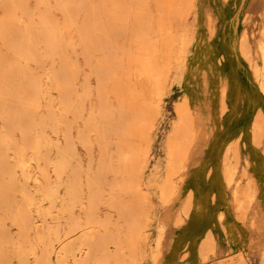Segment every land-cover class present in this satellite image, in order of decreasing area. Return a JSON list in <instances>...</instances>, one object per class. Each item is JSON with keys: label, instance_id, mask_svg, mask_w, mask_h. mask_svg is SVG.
I'll return each instance as SVG.
<instances>
[{"label": "rangeland", "instance_id": "rangeland-1", "mask_svg": "<svg viewBox=\"0 0 264 264\" xmlns=\"http://www.w3.org/2000/svg\"><path fill=\"white\" fill-rule=\"evenodd\" d=\"M263 17L264 0H0V264H264ZM187 95L206 132L188 157Z\"/></svg>", "mask_w": 264, "mask_h": 264}, {"label": "bare ground", "instance_id": "bare-ground-1", "mask_svg": "<svg viewBox=\"0 0 264 264\" xmlns=\"http://www.w3.org/2000/svg\"><path fill=\"white\" fill-rule=\"evenodd\" d=\"M221 1V0H220ZM194 5H195V3H194ZM210 8V7H209ZM208 9V8H207ZM221 9H222V7H221ZM205 10V9H204ZM210 11V10H209ZM215 13V12H214ZM218 13V12H217ZM230 13V12H229ZM239 13V12H238ZM235 14V13H234ZM249 14V13H248ZM204 15V14H203ZM219 15V14H218ZM263 15V14H262ZM201 16V15H200ZM199 17V16H198ZM203 17V16H202ZM221 17H223V16H221ZM248 17H249V15H248ZM252 17V16H251ZM264 18V17H263ZM262 18V19H263ZM263 21V20H262ZM230 23V22H229ZM212 24V23H211ZM210 25V24H209ZM213 25V24H212ZM244 26V25H243ZM262 26V25H261ZM205 27V26H204ZM243 28V27H242ZM230 29V28H229ZM201 30V29H200ZM204 30V29H203ZM221 30V29H220ZM207 31V30H206ZM201 33V32H200ZM205 33V32H204ZM206 34V33H205ZM213 34V33H212ZM215 35H217V34H215ZM241 35V34H240ZM243 36H242V43H243V41H245V43L247 42V43H249L248 41H247V34L246 33H243L242 34ZM200 36V35H199ZM205 36V35H204ZM220 37H221V35H220ZM217 38V37H216ZM234 38V37H233ZM193 39V38H192ZM222 39V38H221ZM193 41V40H192ZM192 41L190 42L189 41V39L187 38V39H184L183 41H182V46H181V50H179L178 52H179V54H178V56H176V58H177V60L176 59H174V61H175V63L178 61V59H179V61L181 60V58L180 57H182V55H183V53L185 52V50L191 45V43H192ZM198 41V40H197ZM219 41V40H218ZM231 41V40H230ZM220 42V41H219ZM233 42V41H232ZM252 42V41H251ZM206 43V42H205ZM229 43V42H228ZM215 44V43H214ZM217 44V43H216ZM229 45V44H228ZM243 45H244V43H243ZM248 45V44H247ZM219 46H220V44H219ZM198 47V46H197ZM203 47V46H202ZM217 47V46H216ZM232 47V46H231ZM242 47V46H241ZM197 49V48H196ZM202 49V48H201ZM205 47H204V51H205ZM217 49V48H216ZM199 50H200V48H199ZM241 50H242V48H241ZM223 51H226L225 49L223 50ZM201 52V51H200ZM233 52V51H232ZM236 53V52H235ZM242 53H243V56L247 59V60H249L251 63H253V61H254V59H252V54L251 53H247L245 50H244V48H243V50H242ZM260 53H261V58H262V61H263V65H261V67H259V65L257 64V63H253V67H254V70H255V73H256V75H258V76H260L261 78H262V82L260 83L261 84V86H262V88H263V90H264V43L262 42V44L260 45ZM176 54V55H177ZM180 55V56H179ZM196 55V54H195ZM199 55V54H198ZM225 55V54H224ZM231 55V54H230ZM229 56V55H228ZM239 56V55H238ZM226 57V56H225ZM237 57V56H236ZM175 58V57H174ZM229 58V57H228ZM202 59V58H201ZM204 59V58H203ZM150 60V59H149ZM229 61V60H228ZM243 62V61H242ZM245 62V61H244ZM197 63H199V62H196V61H193L192 60V62L190 63V71H189V73H192V74H195V73H197L198 72V70L200 69L199 68V66H198V64ZM189 64V63H188ZM244 64H246V63H244ZM147 66V68H149L148 66H150V63H149V65L147 64L146 65ZM152 66H150V68H151ZM155 68V67H154ZM153 67L151 68L152 70L154 69ZM175 68V67H174ZM150 70V69H149ZM249 70V69H248ZM202 71V70H201ZM146 72V71H145ZM151 70H150V76H154V74H151ZM155 72V71H154ZM171 72V71H170ZM149 73V72H148ZM156 73V72H155ZM164 70H162V71H159V75H160V77H159V79H158V82L156 83L157 84V87H162V85H164V84H166V78H167V75L166 76H164ZM255 73H254V75H255ZM252 75V74H251ZM200 76V75H199ZM165 77V79H163ZM189 77V76H188ZM151 78V77H150ZM202 78V77H201ZM253 78V77H252ZM256 78V77H255ZM168 79V78H167ZM200 80V79H199ZM214 82H215V80H214ZM252 82H254V81H252ZM164 83V84H163ZM168 83V82H167ZM259 84V85H260ZM213 86V85H212ZM260 86V87H261ZM233 87V86H232ZM163 88V87H162ZM213 88V87H212ZM257 88V87H256ZM165 89V88H164ZM159 90H161L160 88H159ZM132 91V90H131ZM255 91V90H254ZM262 91V90H261ZM155 92V91H154ZM157 92V91H156ZM130 93V92H129ZM158 93V92H157ZM157 93H156V95H157ZM214 93V92H213ZM158 94H160V93H158ZM135 95V94H134ZM164 95V94H163ZM227 95H228V90H226V89H222V102H221V105H222V110H224L223 108H224V104L225 103H227V101H226V97H227ZM131 96H133V95H131ZM202 97V96H201ZM157 98V97H156ZM159 99V98H158ZM200 102V101H199ZM220 103V102H219ZM201 104H202V102H201ZM204 105V104H203ZM182 106V107H181ZM220 106V105H219ZM187 108L189 111H191V113H193L194 114V116L193 117H195V120H194V123H193V128H192V132H190V133H192L191 135H193V137H192V141H191V145H190V147H188V149L186 150V151H188V154H187V157H188V155H189V152H190V150H191V148L193 147V145H194V143H195V141H196V139H197V136H199L200 135V133L199 132H201V135H205V130L203 129L202 131H200V130H198V128H197V111H196V109L193 107V105H192V101H191V98H190V96L189 95H187V96H185V98L179 103V105L177 106V113H178V115L179 116H181L180 114L182 113V112H180L181 110H180V108ZM160 108V107H159ZM184 108V109H185ZM186 109V110H187ZM214 109V108H213ZM183 111V110H182ZM264 111V110H263ZM185 112V111H184ZM186 113V112H185ZM184 113V114H185ZM149 115V114H148ZM142 116V115H141ZM182 116L184 117V115L182 114ZM192 116V115H191ZM183 117H182V120H180V122H182L183 121ZM203 117V116H202ZM218 117V116H217ZM264 117V116H263ZM143 118V117H142ZM147 118V117H146ZM192 118V117H191ZM256 118V117H255ZM132 119H133V117H132ZM201 119H203V118H201ZM208 119V118H207ZM218 119V118H217ZM263 119V118H262ZM134 120V119H133ZM142 120V119H141ZM152 120V119H151ZM193 120V119H192ZM264 120V119H263ZM135 121H137L136 120V118H135ZM144 121V120H143ZM148 121V120H147ZM213 121V120H212ZM141 121H139V123H140ZM153 122V121H152ZM174 122V121H173ZM202 122V121H201ZM214 122H216L215 120H214ZM213 122V123H214ZM220 122V121H219ZM203 123H205V122H203ZM142 124H145V126H146V124H148V123H142ZM209 124V123H208ZM215 124V123H214ZM213 124V125H214ZM149 125V124H148ZM200 125V124H199ZM198 125V126H199ZM211 125H212V122H211ZM251 125V124H250ZM151 126V125H150ZM192 126V125H191ZM203 126V128H204V125H202ZM217 126V125H216ZM213 127V126H212ZM215 127V126H214ZM218 128H219V126H218ZM217 128V129H218ZM230 128V127H229ZM228 129V128H227ZM176 130H177V128H176ZM191 130V129H190ZM211 130V126H210V124H209V126H207L206 127V131H210ZM249 130V129H248ZM199 131V132H198ZM215 131V130H214ZM229 131H230V129H229ZM247 131V130H246ZM211 132V131H210ZM209 132V133H210ZM216 132V131H215ZM214 132V133H215ZM232 132V131H231ZM177 133H178V130H177ZM225 133V132H224ZM216 134H218V133H216ZM233 134H235V133H233ZM262 134V133H261ZM220 136V135H219ZM208 137V136H207ZM217 137V136H216ZM233 137V136H232ZM202 138V137H201ZM219 138V137H218ZM260 138V137H259ZM206 139V138H205ZM209 139V138H208ZM224 139V138H223ZM229 139V138H228ZM227 139V140H228ZM262 139V138H261ZM177 140V139H176ZM175 140V141H176ZM217 140V138L215 139V141ZM246 140V139H245ZM260 140V139H259ZM174 141V142H175ZM215 141H214V143H215ZM226 141V140H225ZM216 142H218V141H216ZM227 142V141H226ZM230 142V141H229ZM177 143V142H176ZM179 143H180V141H179ZM150 144V143H149ZM222 144V143H221ZM249 143H247V145H248ZM172 145H173V143H172ZM215 145V144H214ZM178 146H179V144H178ZM212 146V145H211ZM221 146V145H220ZM231 146V145H230ZM235 146H237V145H235ZM235 146L233 147V154L234 155H236L235 153V151H236V149L237 148H235ZM238 146H239V144H238ZM237 146V147H238ZM172 147V146H171ZM169 148V155H170V161H168L169 163L168 164H170V165H174L175 164V160H174V158H173V155H174V153H173V148ZM173 147H174V145H173ZM176 147V146H175ZM180 147H181V144H180ZM179 147V148H180ZM208 147V146H207ZM248 147V146H247ZM178 148V147H177ZM209 148V147H208ZM212 148V147H211ZM219 148V147H218ZM149 149V148H148ZM202 149V148H201ZM205 150H206V148H204ZM146 150H147V148H146ZM179 150V149H178ZM237 150H239V149H237ZM251 150V149H250ZM220 151V150H219ZM247 152V151H246ZM199 153V152H198ZM215 153H217V152H215ZM228 153V152H227ZM229 153H230V151H229ZM248 153H249V151H248ZM219 154H221V152L220 153H218V155ZM231 154H232V152H231ZM239 154V153H238ZM204 155V154H203ZM229 155V154H228ZM250 156V155H249ZM187 157L181 162V167H180V169H182L184 166H185V161H186V159H187ZM258 157V156H257ZM192 158V157H191ZM212 158V157H211ZM220 158V157H219ZM222 158V157H221ZM232 158H233V156H232ZM199 159V158H198ZM235 159V158H234ZM220 160V159H219ZM253 160V159H252ZM254 161V160H253ZM221 162V161H220ZM242 162V161H241ZM210 163V162H209ZM208 163V164H209ZM231 163V162H230ZM237 163V162H236ZM260 163V162H259ZM24 164V163H23ZM191 164V163H190ZM199 164V163H198ZM232 164V163H231ZM230 164V165H231ZM234 164V163H233ZM257 164V163H256ZM200 165V164H199ZM198 165V166H199ZM218 165V164H217ZM219 165H221V163L219 164ZM219 165L218 166H216V167H219ZM226 165V164H225ZM229 165V164H228ZM235 165V164H234ZM261 165V164H260ZM205 166H206V163H205ZM208 166V165H207ZM262 166V165H261ZM203 167V166H202ZM232 167V166H231ZM241 167V166H240ZM256 167V166H255ZM187 168V167H186ZM207 168V167H206ZM213 168V167H212ZM238 168V167H237ZM180 169L178 170L179 172H181L180 171ZM196 169V168H195ZM189 170H191V169H189ZM194 170V169H193ZM216 170V169H215ZM228 170V169H227ZM230 170V169H229ZM177 171V173H179ZM187 171V170H186ZM206 171V170H205ZM219 171V170H218ZM252 171H253V169H252ZM210 172V171H209ZM221 172V171H220ZM263 172V171H262ZM175 171H173L172 172V175L174 174L175 175ZM196 173V172H195ZM198 173V172H197ZM207 173V172H206ZM234 173H236V171H234ZM187 174V173H186ZM199 174V173H198ZM209 174V173H208ZM219 174V173H218ZM218 174L216 175V176H218ZM242 174H244V173H242ZM173 175V176H174ZM227 175V174H226ZM258 175V174H257ZM195 176V175H194ZM205 176V175H204ZM207 176V175H206ZM161 177V176H160ZM203 177V176H202ZM219 177H220V175H219ZM218 177V178H219ZM224 177V176H223ZM225 177H227V179H226V181H228V182H231L232 181V178L229 176V175H227V176H225ZM256 177V176H255ZM261 177V176H260ZM172 176H171V178H167V179H170L171 180V193H170V195L169 196H172V195H174L175 193H176V184H175V182L172 180ZM188 178V177H187ZM262 178V177H261ZM195 179V178H194ZM204 179V178H203ZM202 179V180H203ZM215 181H217V183L216 184H218V182H220V181H218V180H216V178L214 179ZM235 180V179H234ZM258 180V179H257ZM261 180V179H260ZM264 180V179H263ZM212 182H213V180H211ZM179 182V181H178ZM193 182V181H192ZM205 182H206V180H205ZM249 182V181H248ZM261 182V181H260ZM259 182V183H260ZM223 183V182H222ZM247 183V182H246ZM192 184V183H191ZM194 184V183H193ZM229 184V183H228ZM248 184V183H247ZM184 185H187V184H184ZM219 185V184H218ZM221 185V184H220ZM251 186H252V184H250ZM198 186H199V183H198ZM260 186V185H259ZM212 187H214V186H212ZM241 187V186H240ZM240 187H239V189H240ZM185 188V187H184ZM209 188V187H208ZM225 187H223V189H224ZM187 189V188H186ZM239 189L237 188V191H239ZM244 189V188H243ZM246 189V188H245ZM225 190V189H224ZM251 190V189H250ZM260 190V192H261V188L259 189ZM181 191H183V190H181ZM244 191V190H243ZM213 192V191H212ZM232 192V191H231ZM240 192V191H239ZM264 192V191H263ZM245 193V192H244ZM182 194H183V192H182ZM185 194V193H184ZM217 194V193H216ZM218 194H219V192H218ZM223 194V193H222ZM238 194V193H237ZM221 195V194H220ZM235 195H236V193H235ZM183 196V195H182ZM222 196V195H221ZM246 196H247V199H248V203H249V201L251 202L252 201V198H253V195H252V193H251V191H250V195H249V197H250V199H249V197H248V195H247V193H246ZM259 196V195H258ZM264 196V195H263ZM234 198V197H233ZM181 199V198H180ZM261 199V198H260ZM194 200V199H193ZM224 200H226V199H224ZM188 201V200H187ZM199 201V200H198ZM208 201H210V200H208ZM237 201V200H236ZM263 201H264V199H263ZM179 202V201H178ZM195 202V201H194ZM211 202V201H210ZM246 202V201H245ZM200 203V202H199ZM179 204V203H178ZM181 204H182V202H181ZM247 204V203H246ZM250 204V203H249ZM263 204V203H262ZM261 204V205H262ZM177 205V204H176ZM201 205V204H200ZM243 205V204H242ZM178 206V205H177ZM181 206V205H180ZM197 206V205H196ZM244 206V205H243ZM247 206V205H246ZM264 206V205H263ZM198 207H200V206H198ZM202 207H203V205H202ZM201 207V208H202ZM210 207H212V206H210ZM230 207V206H229ZM248 207V206H247ZM206 208V207H205ZM261 208H262V206H261ZM198 209H200V208H198ZM208 209V208H207ZM216 209V208H215ZM242 209H246V208H244V207H242ZM241 209V210H242ZM263 209V208H262ZM170 210V209H169ZM174 210V209H173ZM175 210H177V208H175ZM179 210V209H178ZM194 210V209H193ZM238 210H239V208H238ZM188 211V210H187ZM202 211V210H201ZM209 211V210H208ZM216 211V210H215ZM248 211V210H247ZM264 211V210H263ZM199 212H200V210H199ZM244 211H242L241 213H243ZM209 213V212H208ZM241 213H238V214H241ZM203 214V213H202ZM201 214V215H202ZM237 214V213H236ZM251 214V213H250ZM193 215V214H192ZM213 215V214H212ZM195 216V215H194ZM209 216V215H208ZM263 216V215H262ZM201 217V216H200ZM205 217V216H204ZM213 217V216H212ZM192 218V217H191ZM194 218V217H193ZM192 218V219H193ZM196 218H197V215H196ZM208 218V217H207ZM211 218V217H210ZM215 218V217H214ZM244 218V217H243ZM204 219V218H203ZM217 219V218H216ZM245 219V218H244ZM194 220H195V218H194ZM194 220H193V222H194ZM207 220V219H206ZM208 220H209V218H208ZM232 220V219H231ZM235 220V219H234ZM238 220V219H237ZM214 221V220H213ZM217 221V220H216ZM239 221V220H238ZM264 222V221H263ZM198 223V222H197ZM200 223H201V221H200ZM210 223V222H209ZM223 223V222H222ZM235 223V222H234ZM204 224V223H203ZM200 225V224H199ZM192 226V225H191ZM237 226H240V225H237ZM258 226V225H257ZM193 227V226H192ZM196 227V226H195ZM215 227V226H214ZM243 227V226H242ZM187 228V227H186ZM189 228V227H188ZM191 228V227H190ZM205 228V227H204ZM213 228V227H212ZM235 228V227H234ZM246 228V227H245ZM261 228V227H260ZM229 229V228H228ZM236 229H238V228H236ZM240 229V228H239ZM257 229V228H256ZM159 231H160V229H158ZM242 231V230H241ZM230 234V233H229ZM233 234H235V233H233ZM237 234V233H236ZM188 235V234H187ZM209 236V235H208ZM239 236V235H238ZM216 237V236H215ZM241 237H242V235H241ZM217 239V238H216ZM240 240V239H239ZM237 241V240H236ZM235 241V242H236ZM157 243V242H156ZM159 243L160 242H158V245H159ZM262 243V242H261ZM259 244V243H258ZM177 245V244H176ZM173 246V245H172ZM260 246V245H259ZM263 246V244L260 246V247H262ZM159 248H160V246H158ZM175 248V247H174ZM178 248V247H177ZM170 252V251H169ZM175 252H177V250H175ZM173 253V252H172ZM202 255V254H201ZM175 256V255H174ZM154 260L156 259V254H154ZM210 257V256H209ZM242 257V256H241ZM245 260V259H244ZM156 261V260H155ZM257 261V260H256ZM247 262V261H246ZM254 262V261H253ZM259 262V261H258ZM257 262V263H258ZM155 263V262H154ZM248 263V262H247ZM254 264V263H253Z\"/></svg>", "mask_w": 264, "mask_h": 264}]
</instances>
